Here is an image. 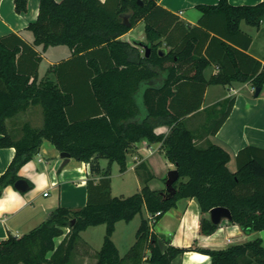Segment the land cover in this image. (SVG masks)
Returning <instances> with one entry per match:
<instances>
[{
  "label": "trees",
  "instance_id": "obj_1",
  "mask_svg": "<svg viewBox=\"0 0 264 264\" xmlns=\"http://www.w3.org/2000/svg\"><path fill=\"white\" fill-rule=\"evenodd\" d=\"M14 1L17 12L28 9V0ZM141 2L40 0L38 17L28 26L32 45L42 49L67 45L72 52L56 67L58 82L33 77L37 52L17 34L0 37V147H15L11 162L0 175V196L6 186L23 177L19 169L39 151L44 139L79 161L98 157L116 161L121 171L127 169L129 155L140 141H160L180 174L174 182L175 194L149 186L154 175L143 161L136 166L143 186L128 196L112 195L111 174L104 171L98 179H88L84 206H59L29 232L1 240L0 264H73L81 232L101 223L106 224V231L95 264H141L144 260L172 264L175 256L187 250L209 254L211 264H264L261 236L222 249L170 244L162 251L151 230L183 197L199 201L203 234L219 227L209 216L210 209L219 205L231 210L230 222L244 232L264 230V148H241L236 155L237 168L231 170L230 152L205 136L215 134L224 123L235 97L198 111L210 84L264 85L262 62L247 52L252 36L241 29L242 21L260 27L264 0L256 4L235 5L229 0L197 4L203 15L193 25L156 0ZM140 20L145 22V43L151 46L149 56L143 47L120 38ZM161 47L165 48L163 55ZM27 49L37 58L26 62L29 66L23 70L20 54ZM211 62H220V69L207 79L203 71ZM66 64L76 72L73 82L64 78ZM89 91L95 103L91 108L85 106ZM141 92L143 103L139 102ZM31 104L42 106L44 123L42 127L25 123L21 137L14 138L7 119ZM202 112L200 120L193 118ZM185 118H191L190 125ZM208 119H213V125L197 133L196 124L204 126ZM162 125L168 132L156 131ZM91 168L95 170V164ZM143 210L149 217H142L136 241L121 256L112 238L116 223L128 222Z\"/></svg>",
  "mask_w": 264,
  "mask_h": 264
},
{
  "label": "crops",
  "instance_id": "obj_2",
  "mask_svg": "<svg viewBox=\"0 0 264 264\" xmlns=\"http://www.w3.org/2000/svg\"><path fill=\"white\" fill-rule=\"evenodd\" d=\"M156 1L176 13L186 24L193 25L198 24L203 15L197 4H217L219 0ZM260 1L262 0H229L230 3L235 5L256 4ZM39 3L40 0H28V9L17 12L14 0H0V37L11 33L17 34L35 49L38 57L28 49L24 50L20 54L21 69L24 70L29 66V64L26 65V62H34L37 58L38 63L33 71V77L38 81L48 79L58 82L56 67L61 61L70 58L72 52L67 45L50 46L46 49L32 45L33 34L28 26L38 17ZM143 21L140 20L120 38L130 41L139 48L143 47L142 43L147 41L145 26L144 29L138 28V25ZM242 23L246 22L242 21ZM242 23L241 29L252 36V42L247 52L260 60L264 67V21L260 27H256L254 30L245 28ZM44 57L47 58L49 66L40 71L41 61ZM65 69V80L73 82L76 72L69 64H66ZM219 69L220 62H211L204 69L203 74L208 79L212 74H216ZM212 85L219 84H210L206 87L198 111L218 103L228 96H234L235 102L229 116L217 132L209 134L205 138L222 145L230 152L231 160L228 165L231 170L235 171L237 168L236 155L241 148L246 145L264 148V85L261 87L259 94L256 95L255 87L250 82H236L230 85L220 84L226 88V92L221 97L212 99L207 103L206 97L210 93ZM251 94H255V98H252ZM87 98L85 106L87 108L94 107L95 103L90 91ZM195 112L189 113L188 116L193 115ZM196 121L194 120L193 123ZM25 123H30L34 127H42L44 116L40 104H31L27 109L9 117L7 119L9 133L14 138L21 137L22 127ZM156 131L159 133L168 132L164 125L157 127ZM200 141L202 140L200 139ZM14 154L15 147H0V175L7 169ZM96 160L85 162L70 157L69 161L64 164L59 149L50 140L44 139L39 151L19 169V174L28 180L31 187L26 191H20L10 184L5 187L0 196V241L8 238L10 234L20 236L29 232L44 222L51 211L59 206L74 209L84 206L88 196V179H98L102 175L91 168ZM141 161L146 163L148 169L154 175L148 182L149 186L157 190L166 189L164 181H166L165 178L167 179V173L176 167L167 158L162 143L160 141L150 142L147 139L140 141L138 148L129 155L127 169L125 171L120 170L118 173L122 177H125L128 173H133L136 177L137 191L141 190L143 186L142 178L136 171V166ZM46 191L48 192L47 195L44 194ZM111 192L112 195L118 196L113 194V176H111ZM141 215V217H149L146 210H143ZM201 218L202 211L199 201L195 197H183L179 198L176 204L158 219L151 230L157 235L158 244L162 251H165L170 244L184 248L222 249L254 239L257 236L264 239V230L246 233L238 224L231 223L228 220H223L213 233L203 234L201 232ZM132 220L126 222L129 223ZM121 221L123 220L116 223L113 241L120 255L124 256L136 241L137 234L132 237L131 232L128 230L129 235L121 237L120 244L123 246L121 248L114 238ZM87 242L93 246L92 242ZM141 264L151 263L144 260ZM172 264H211V257L209 254L198 250H187L175 256Z\"/></svg>",
  "mask_w": 264,
  "mask_h": 264
},
{
  "label": "rangeland",
  "instance_id": "obj_3",
  "mask_svg": "<svg viewBox=\"0 0 264 264\" xmlns=\"http://www.w3.org/2000/svg\"><path fill=\"white\" fill-rule=\"evenodd\" d=\"M242 25L245 26V28H251L252 30L256 29V26L254 25H250L246 23H242ZM144 26H145V22L143 21L138 25V28L144 29ZM47 66H49V62L47 58L44 57L41 61L40 71L42 69H45ZM225 92H226V88L223 85L220 84L212 85L210 87V93L206 97V102L208 103L212 101V99L221 97V95H223ZM243 93L245 92L243 91ZM251 97L255 98V94H251ZM139 102L143 103L142 92L139 95ZM204 113L205 112L197 114L193 118L200 120L202 116H204ZM190 120L191 118H185V121L187 122L188 125H190L189 124ZM213 123H214L213 119L211 120L208 119L207 121H205L204 126L202 125L203 123L198 122L196 124L197 130L195 131L197 133H203L211 124L213 125ZM194 127L195 126H193V128ZM166 129L169 130L167 126ZM95 170L96 173H100V174H102L104 171L107 170L110 172L111 176H113V194L118 196H128L138 192L137 191L138 188H136V179H135L136 177L133 175V173H128L125 177L118 175V173L120 172V165L118 162L116 161L111 162L106 157H98L95 162ZM141 216H142L141 214H137L131 222L127 223L126 221L123 220L121 221V223H119L118 229L114 235V238L118 241L119 244L121 243V237L125 235L128 236L129 231L131 232L130 234L132 235V237H135V234H137V230L142 221ZM65 230H68V228H65ZM105 231H106V224L102 223L98 225H92L88 227L86 231L81 232V240L79 241L77 249L75 250L73 257V264H95V262L97 261V251L99 250L100 245L104 240ZM87 241L92 242L93 246ZM120 246L121 248H123L122 244H120Z\"/></svg>",
  "mask_w": 264,
  "mask_h": 264
},
{
  "label": "water",
  "instance_id": "obj_4",
  "mask_svg": "<svg viewBox=\"0 0 264 264\" xmlns=\"http://www.w3.org/2000/svg\"><path fill=\"white\" fill-rule=\"evenodd\" d=\"M139 2H140V4H142L141 0H139ZM125 23L130 24V22H128V21H125ZM142 45H143V48L145 49L146 55L149 56L150 52H151V46H149L145 42H143ZM163 51H165V48H163V47L159 48L160 54L163 55L164 53H161ZM260 91H261V87L258 86L255 88L256 95H258ZM60 155L64 159V162H63L64 164L67 163L71 157V154L67 151H61ZM179 176H180V174H179V171L177 168H173V169L169 170L168 175H167V179L165 181V183H166L165 193H168L170 195L175 194L176 187L174 186V182L176 180H178ZM14 186L20 191H26L31 187L28 180L26 178H23V177L18 179L14 183ZM209 216H210L212 223H214V224H220L223 220L231 221L233 218L231 210L228 207L222 206V205L215 206V207L211 208L209 211Z\"/></svg>",
  "mask_w": 264,
  "mask_h": 264
},
{
  "label": "built area",
  "instance_id": "obj_5",
  "mask_svg": "<svg viewBox=\"0 0 264 264\" xmlns=\"http://www.w3.org/2000/svg\"><path fill=\"white\" fill-rule=\"evenodd\" d=\"M44 194L45 195H47L48 194V192L46 191V192H44ZM160 213V211H158L156 214H159Z\"/></svg>",
  "mask_w": 264,
  "mask_h": 264
}]
</instances>
